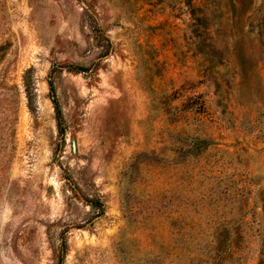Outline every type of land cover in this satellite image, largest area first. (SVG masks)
I'll list each match as a JSON object with an SVG mask.
<instances>
[{"label": "rangeland", "instance_id": "rangeland-1", "mask_svg": "<svg viewBox=\"0 0 264 264\" xmlns=\"http://www.w3.org/2000/svg\"><path fill=\"white\" fill-rule=\"evenodd\" d=\"M263 245L264 0H0V264Z\"/></svg>", "mask_w": 264, "mask_h": 264}, {"label": "trees", "instance_id": "trees-1", "mask_svg": "<svg viewBox=\"0 0 264 264\" xmlns=\"http://www.w3.org/2000/svg\"><path fill=\"white\" fill-rule=\"evenodd\" d=\"M51 89H53V85L51 84ZM55 105H56V109H57V113L59 114L60 111H59V106H58V103L55 101ZM259 264H264V245H263V248H262V251H261V257H260V260H259Z\"/></svg>", "mask_w": 264, "mask_h": 264}]
</instances>
